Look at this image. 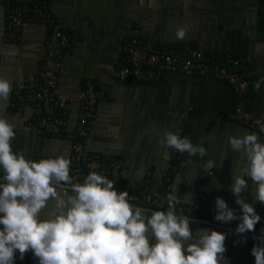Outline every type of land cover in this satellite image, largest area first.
Returning a JSON list of instances; mask_svg holds the SVG:
<instances>
[{"label": "crops", "instance_id": "0c3cea01", "mask_svg": "<svg viewBox=\"0 0 264 264\" xmlns=\"http://www.w3.org/2000/svg\"><path fill=\"white\" fill-rule=\"evenodd\" d=\"M47 3L71 39L61 61L57 92L75 94L90 82L103 94L95 105L90 132L84 141L87 153L97 154L100 159L92 161L91 166L102 167L105 157L120 159L124 182L134 188L146 186L160 191L162 168L173 150L162 148L157 141L166 129L176 133L182 111L191 107L186 137L193 144L202 143L208 155L203 159L187 155L179 162L172 173L170 191L180 201L190 202L201 181L206 180L205 195L210 206L216 207V198L220 197L228 207L240 212L229 188L233 183L232 168L242 154L231 150L228 136L257 133L264 143V133L229 119L236 103L230 86L223 81L176 74L163 75L156 82L118 81L111 76V59L135 29L143 37L145 46L152 50L186 45L203 53L246 56L247 87L241 99L242 111L264 118V85L259 92L253 88V82L264 73V0H47ZM4 27L3 0H0V77L10 80L13 88L35 74L47 30L38 24H29L23 29L20 42L12 43L3 40ZM179 28L186 30L183 40L176 37ZM51 111L48 103L25 105L15 111L9 107V99L6 103L0 102V117L15 127L14 151L23 150L26 158L68 155L67 140L49 137L29 125L30 119ZM170 114L176 115L173 118ZM75 115L73 101L66 110L69 126ZM209 159L217 167L223 165L212 170L222 190L216 189L211 173L202 169ZM248 182L252 191L242 195L255 206L257 213L264 214V205L256 203L253 197L255 185L251 180ZM52 203L49 202L45 212L51 210ZM204 221L190 217L192 231L208 228L228 233L224 255L229 264H255L251 249L258 242L256 238L238 236Z\"/></svg>", "mask_w": 264, "mask_h": 264}, {"label": "clouds", "instance_id": "9594fccd", "mask_svg": "<svg viewBox=\"0 0 264 264\" xmlns=\"http://www.w3.org/2000/svg\"><path fill=\"white\" fill-rule=\"evenodd\" d=\"M185 36V29H177V39ZM262 84L264 76L253 82L254 90L259 92ZM11 92V81L0 77V102L6 103ZM257 124L264 133V122ZM15 138L14 125L0 117V264H15L17 253L23 261L29 252L37 264H229L224 255L229 234L208 228L193 232L190 218L177 214L174 191L165 198L166 210L147 214L130 203L135 198L127 191L118 192L113 180L91 171L83 183L74 182L69 158L27 159L23 150H13ZM228 143L242 154L232 168L229 188L241 214L217 197L214 219L223 224L238 221L235 234L240 236L254 232L261 221L242 194L252 191L251 180L255 202L264 205V143L249 132L229 135ZM157 144L189 157L208 155L202 143L193 144L190 137L167 129ZM222 166L209 159L202 169L212 176L213 168ZM50 201L51 210L45 212ZM256 240L251 255L255 264H264V227Z\"/></svg>", "mask_w": 264, "mask_h": 264}, {"label": "built area", "instance_id": "2783aa9c", "mask_svg": "<svg viewBox=\"0 0 264 264\" xmlns=\"http://www.w3.org/2000/svg\"><path fill=\"white\" fill-rule=\"evenodd\" d=\"M3 9L5 19L3 40L6 42H20L22 31L29 24H38L47 30L43 39V54L39 59L37 70L31 78L12 88L9 107L19 111L25 105L37 106L40 103H48L51 106L52 111L49 114L30 119L29 125L35 126L39 132L49 137L65 139L69 142V153L66 158L72 162L70 175L74 178V182L83 183L89 172L96 171L113 180L118 192L127 191L129 198L134 197L135 199H130L133 206L153 211L166 210L165 198L170 192L172 173L177 164L187 158V154L172 151L170 160L162 168L160 191H152L146 186L141 188L129 186L121 177L120 159L105 157L102 159L104 163L102 167L91 166L92 161L100 159L97 154L87 153L84 141L90 132L95 105L103 98V94L90 82H86L75 94L57 92L61 61L64 52L70 47L71 39L49 11L47 0H3ZM111 61V76L118 81L156 82L166 74L223 81L230 86L236 97L229 119L255 132H259L257 121L264 122L262 116H251L242 111L241 99L247 87L245 72L248 58L246 56H236L228 52L203 53L186 45L152 50L145 46L143 37L135 29L132 37L118 47ZM262 76L264 73L260 74L258 79ZM73 101L76 103V115L73 124L69 126L66 110ZM190 111L191 107L182 111L181 124L176 130L181 137H186ZM27 159L38 161L42 158ZM206 186V180H202L192 201L179 200L176 206L177 214L189 218L197 215L213 225L235 230L238 221L228 224L215 221L216 207L210 206L206 201ZM235 210L237 215L241 214L237 209ZM259 215L261 221L255 226L256 230L246 234L260 236V229L264 227V214ZM15 264L19 263L15 262Z\"/></svg>", "mask_w": 264, "mask_h": 264}, {"label": "rangeland", "instance_id": "374dc122", "mask_svg": "<svg viewBox=\"0 0 264 264\" xmlns=\"http://www.w3.org/2000/svg\"><path fill=\"white\" fill-rule=\"evenodd\" d=\"M16 263H19V264H37V261L33 258V255L31 252H29L25 255V259L23 261L19 260V254L17 253Z\"/></svg>", "mask_w": 264, "mask_h": 264}, {"label": "water", "instance_id": "95a60500", "mask_svg": "<svg viewBox=\"0 0 264 264\" xmlns=\"http://www.w3.org/2000/svg\"><path fill=\"white\" fill-rule=\"evenodd\" d=\"M142 209H144V210H146V211H149V212H152L153 210H149V209H145V208H142ZM206 224H208V225H212V226H214V227H216V228H218V229H222V230H227V231H231V232H234L235 233V230H232V229H228V228H226V227H222V226H218V225H213L212 223H210V222H206V221H204ZM242 235H247V236H249V237H253V238H257L256 236H252V235H248V234H242Z\"/></svg>", "mask_w": 264, "mask_h": 264}, {"label": "trees", "instance_id": "16d2710c", "mask_svg": "<svg viewBox=\"0 0 264 264\" xmlns=\"http://www.w3.org/2000/svg\"><path fill=\"white\" fill-rule=\"evenodd\" d=\"M215 54H217V53H215ZM236 56H238V55H236ZM192 217H199V216H197V215H193ZM199 218H201V217H199Z\"/></svg>", "mask_w": 264, "mask_h": 264}]
</instances>
